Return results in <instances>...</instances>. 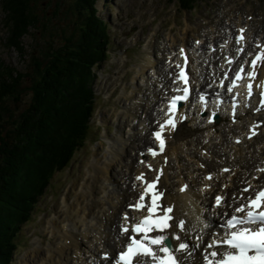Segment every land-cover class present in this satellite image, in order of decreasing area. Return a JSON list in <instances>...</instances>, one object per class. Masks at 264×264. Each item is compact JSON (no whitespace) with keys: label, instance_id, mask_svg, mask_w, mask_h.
I'll return each mask as SVG.
<instances>
[{"label":"trees","instance_id":"obj_1","mask_svg":"<svg viewBox=\"0 0 264 264\" xmlns=\"http://www.w3.org/2000/svg\"><path fill=\"white\" fill-rule=\"evenodd\" d=\"M29 2L5 0L9 13L3 22L8 29L4 43L22 56L23 37L31 28L40 30L30 19ZM90 8L92 14L84 21L97 41L96 51L89 50L93 40L86 34L80 35V42L75 37L57 39L47 24H41L49 29L42 33L45 44L34 47L24 70L0 58V241L5 242H0V249L6 258L12 252L5 251L9 239L14 242L54 173L71 164L75 147L86 138L94 102L86 85L94 80L88 67L105 56L102 24ZM28 173L33 178L23 183Z\"/></svg>","mask_w":264,"mask_h":264},{"label":"rangeland","instance_id":"obj_2","mask_svg":"<svg viewBox=\"0 0 264 264\" xmlns=\"http://www.w3.org/2000/svg\"><path fill=\"white\" fill-rule=\"evenodd\" d=\"M76 1L52 0L54 7L63 11L61 15L65 17V20L58 19L55 16L53 13L54 8L49 7L46 9L55 17V23L61 21L67 25L65 28L68 32L74 29L75 24L72 22L74 17L67 11L75 8ZM101 3L103 7L100 9ZM112 3L114 6L111 7ZM97 7L101 12L100 15L110 22L109 30L113 46L111 45L110 57L98 67L100 77L96 82V90L100 104H98L97 113L95 114L96 135L94 136L91 127L89 137H94L86 143L84 150L77 153L69 169L56 174L55 179L61 182L60 185L56 187L55 191H46L34 218L23 225L21 234L16 237L19 242H11V239H9L5 251L11 250L12 252L8 254L7 258L0 249V262L4 260V262L7 261V264H23L26 254L33 251V247L40 243V239H42L43 246L35 250L36 254L48 247L47 245L53 239L55 240L52 221L56 219V223L60 226L63 223L61 217L64 218L65 216V198L69 197L70 202H72L86 186L92 184V175L89 172L91 162L95 155L101 160L107 159L105 153L108 146L116 140L120 133L126 132V124L122 123L124 118L128 116L131 121L136 122L143 118L147 122H151L153 116L150 112H154L152 109L153 104L151 110H149V115L146 117L145 113L142 111L138 113L135 108L132 109L136 113L135 116L122 113L124 104L125 107H128L137 98L143 96L148 99L154 96L152 81L149 83V88L147 85L136 83V81L143 83L141 79L144 76L148 78L153 74L150 66L145 67L144 71L140 70L141 65L145 64L149 51L157 55V61L159 59L162 66L164 54L169 44L173 42V37L176 38V41L173 42L174 46H177L183 36L186 37L189 43H193L194 39L203 37L206 30H210L209 26H212L213 29L215 26L217 28L212 31L213 35L222 38L226 28L222 29L221 25L223 23L227 24L234 14V18H236V15L245 17L250 14H255L257 19L258 15L264 18V0H202L191 11L178 7L175 0H145L143 4L138 0H98ZM2 17L3 13L0 9V54L9 63L23 68L25 63L16 50L6 51L2 47V39L6 35L1 22ZM77 18L79 19V17ZM208 18H211V24L208 23ZM260 20L264 21V19ZM261 26L264 30V22ZM132 37L136 39L134 40ZM169 37L170 39H168ZM205 37H208V35ZM38 40V37L32 35L24 38L25 44L30 47L35 45ZM153 81H155V78ZM186 133L187 127L185 126L180 131L181 137L186 136ZM226 141L230 143L231 138L224 142L226 143ZM261 143L264 144V133L260 134L250 145L254 149H258ZM131 154L135 158L133 155L135 151H132ZM252 166H254V163ZM24 178L23 183L26 180L30 182L33 173H28ZM110 188H112V185H110ZM97 195H99L98 197L104 196L105 192L101 191ZM10 210L11 212L15 211L13 208ZM58 216L60 218H57ZM1 229L6 231L4 226ZM0 242L5 244V242ZM33 263L38 264L36 260Z\"/></svg>","mask_w":264,"mask_h":264},{"label":"bare ground","instance_id":"obj_3","mask_svg":"<svg viewBox=\"0 0 264 264\" xmlns=\"http://www.w3.org/2000/svg\"><path fill=\"white\" fill-rule=\"evenodd\" d=\"M245 27L248 28L247 26ZM173 39L176 41L175 37ZM179 43L180 45L187 46L188 43L186 37L183 36ZM185 48L187 49V47ZM196 52L198 51L196 50ZM189 54L191 57L195 55L192 50H189ZM146 57L147 59L145 64L141 65L140 70L144 71L145 67L150 66L151 68H154V72L156 71L155 78L158 79L160 85H158L157 82H154L152 91L154 92L153 97L157 98L158 101L163 99L164 96L162 95L165 94V89L170 87V68L167 64L163 63V69L159 59L157 61L156 56L147 55ZM159 70L163 71L159 74ZM206 70L207 67L201 68L197 65L193 66V73L195 76H198L199 74V78H206L207 75L204 72ZM219 71L220 67L218 66L217 69L213 70V74H217ZM171 73H173V69H171ZM196 81L199 84L202 83V79H197ZM210 82H212V80ZM257 102V96L255 99L252 98V105ZM151 103L152 102L148 99H140V101H135L130 108H127L122 113L130 115L132 108H135L136 111L142 109L146 114V117L149 115V109L152 105ZM152 109H156V106H153ZM150 114L152 115L151 112ZM199 117L200 116L189 121L190 123L187 126L189 127L190 133L188 135L180 137L178 134V128V131L175 133L176 135H174L169 142L166 152L170 159L174 158L177 162L176 171H174L173 176L175 178L177 177L178 183L175 180L171 181L172 174H170L169 166L171 163L167 164L166 172L162 177L163 182L167 183L162 184L167 188L164 203L172 204L175 207V211L177 213L176 216L185 218L186 225H195L199 228L203 224H207L206 222H208L209 225L210 222H213L214 229L217 228L219 230L220 219L216 216L212 217V214L203 210L199 204V200H201L203 196L202 191L198 193L195 188H200L199 185L197 186L198 179L196 182L195 179L191 180L192 185L185 193H180L177 190L183 182L181 176L185 173L184 171L187 169V166L192 167V163H187L185 157L193 159L197 166V164H199V160H202V157L208 156L204 154H210L214 162L215 159L221 157L223 159L224 154L230 150L229 157L232 158V156H234L235 160L241 159L242 166H244L242 169L236 170L237 174L231 181V186L234 185V193H237L240 182L242 180H246L245 177L247 173V182L250 181L252 184L264 183V172H259L252 166V163L255 162L257 169H260V166L262 168L263 165L261 164V159H264V144L263 146L259 145L258 149H254L253 146L250 145L251 143L248 144L243 141L235 146H231L233 143L228 145L224 142V139L223 141L220 140L222 136L228 135L226 133L227 131H230L225 125L223 126V120L225 119L223 115L219 117L220 120L217 125V128L219 129L218 134L217 130L210 133L208 130L209 127L206 123H204V121L195 122ZM153 119L151 122H147V120L142 118L138 121V124H134L131 120H129L128 116L124 118V122H127L125 125L126 132L124 131L120 133L119 136L116 137V140L112 141L108 146V150L105 153L107 159L101 160L95 155L93 161L91 162L89 170L92 175V184L90 186H86V188H84L72 202H70L69 197L65 198V216L64 218L61 217L63 225H58L56 223V219L52 221L55 240L53 239L52 242L47 245L48 247L40 251L39 254H36L35 250H38L41 246H43L42 239H40V243L33 247V251L26 254L23 264H34L33 261L35 260L38 264H91L93 255L96 256V251L100 250L102 246L110 249L112 252L116 251L121 246L125 237L120 234L119 221L121 216L119 214H121V211L126 208L128 200L135 199L137 197V193L139 192V183L137 181L136 184L133 183V175H136L139 171H145L144 165L138 163L139 153H136V160V158H133L131 152L135 151V149H138V151L144 149L147 144L151 142L147 133ZM246 119L254 120L253 124L257 122H264V111L257 112L256 115L247 111L243 117L238 120L240 121L238 125L241 124V122L245 123ZM262 133H264V125H262L259 134ZM171 136V134L168 135L169 138H171ZM220 143L222 145H220ZM194 150H199L201 157H196L194 155ZM181 155H184V158H182ZM181 160L184 161L181 162ZM152 162L155 167L154 170L162 169L164 171L162 165L155 161ZM208 166L210 167V165ZM245 168L247 169L245 170ZM199 170V167H195V165L193 166L194 173ZM252 172L256 173L254 174V177H258V179L253 181ZM152 174L155 175L158 173L153 171ZM124 175L125 177L123 178ZM215 176L217 178L225 179V177L219 173L217 175L215 174ZM185 177L188 179L189 175L185 174ZM217 178L212 179L211 189L215 188L214 185L217 182ZM174 182L178 186H173L175 185ZM206 183L207 182L204 184ZM110 185H112V188H110ZM101 191H104L105 195L98 197L99 195L97 194ZM230 191H233V188H231ZM231 203L232 199H226L223 209L215 211L218 214L220 213L223 215V212L231 210L229 206ZM57 218H60V216ZM220 230L222 231V228ZM173 231L174 229H169L167 234L171 235ZM118 236L120 239H117ZM212 236L213 233L209 231V227L204 230V242L200 245V249L197 250L194 255L192 264H203L201 253L204 248L201 250V247L206 243L208 237L210 240ZM189 241L191 243L194 242L193 239H189ZM97 264H105V261H101L100 258H98Z\"/></svg>","mask_w":264,"mask_h":264},{"label":"snow or ice","instance_id":"obj_4","mask_svg":"<svg viewBox=\"0 0 264 264\" xmlns=\"http://www.w3.org/2000/svg\"><path fill=\"white\" fill-rule=\"evenodd\" d=\"M245 31L246 29H239V35L235 38L236 43L240 45L237 49L238 53H242L246 46ZM225 46L222 45V47ZM257 48L259 51L249 53L252 56L250 64L246 60L235 72L227 92L232 94L235 101L240 96L236 89L241 86L242 81L246 80L247 83L243 84L246 89L245 107L253 108L255 112H261L264 111V80L257 83V88L260 89V99L255 107L252 105L253 83L256 82L258 68L264 66V45H257ZM179 54L181 61L175 63L177 72L172 75L173 83L180 84L182 82V86L172 89L174 93L178 94L169 98L166 110L161 109L164 112V119L163 122L157 121L159 128L153 133L154 139L158 142L159 152L155 148L148 149V153L153 157L164 152L166 147L165 132L176 129L178 105L182 101H187L190 95V72L192 70L188 68L189 57L184 48L179 50ZM234 59L228 58L227 62L231 64ZM245 65H248L250 69L247 73H244ZM224 79H227V74ZM220 87H224L223 79L220 82ZM198 100L205 107L207 106V100L203 94L199 95ZM215 102L223 103L224 101ZM238 106L237 103H232L233 119ZM212 116L215 117L216 112H212ZM184 118L181 116L179 119ZM262 125L264 122L254 123L250 128L251 135L248 138L251 139L252 136L257 135L256 129ZM236 142L240 143L239 140ZM201 166L203 167V165ZM147 167L152 170L151 164H148ZM257 170L264 172V168ZM154 171L158 174H155L151 179H147L144 173L135 177L136 181L141 182L142 187L135 202L129 204L128 207L141 212L142 215L131 218V221L127 213L122 216L120 234L125 239L121 243V250L114 256L103 253L100 257L101 260L108 261L109 264L112 260L115 261V264H192L194 255L204 242V230L209 225L203 224L199 228L195 225L189 226L186 225L185 218L174 216V206L162 203L165 193L158 187L163 170L156 169ZM223 171L230 172L231 169L224 168ZM205 179L211 180L212 176L208 175ZM254 179H258V177H254ZM246 184L247 186L240 190L239 196L233 194L231 198L232 204L229 206L232 207L233 214L224 224L220 225L224 229L223 234H213L205 245L201 253L203 264H264V185L254 186L250 181ZM225 187L227 186L225 185ZM187 188L188 185L185 184L179 191L185 192ZM245 192L249 193L247 197L243 195ZM224 199L225 197L217 195L215 205L223 206ZM169 229H174L171 235L164 234ZM117 239L120 237L118 236ZM189 239H193L194 242L190 244ZM171 241H176V243L173 244Z\"/></svg>","mask_w":264,"mask_h":264}]
</instances>
